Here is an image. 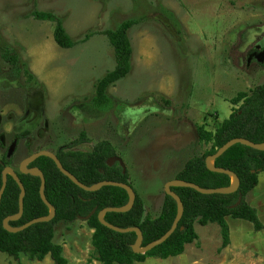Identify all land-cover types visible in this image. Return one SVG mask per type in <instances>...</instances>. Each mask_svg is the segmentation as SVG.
Masks as SVG:
<instances>
[{"label":"rangeland","instance_id":"1","mask_svg":"<svg viewBox=\"0 0 264 264\" xmlns=\"http://www.w3.org/2000/svg\"><path fill=\"white\" fill-rule=\"evenodd\" d=\"M34 10L61 18L79 44L59 47L54 23L34 19ZM127 20L137 21L129 31L132 69L109 87L110 104L98 109L96 84L116 66L100 33ZM4 46L18 53L35 80L13 73L0 56V161L13 149L11 167L19 170L33 154H56L85 132L88 143L76 148L90 152L111 142L147 213L157 218L166 183L210 148L199 142L197 126L215 132L238 107L232 100L264 81V0H0V55ZM247 202L264 226V174ZM227 222V248L217 224L196 223L199 239L183 255L140 264H264V228ZM93 234L80 219L61 222L54 244L69 264H100ZM21 262L54 264L24 255ZM0 264L17 263L0 252Z\"/></svg>","mask_w":264,"mask_h":264},{"label":"trees","instance_id":"2","mask_svg":"<svg viewBox=\"0 0 264 264\" xmlns=\"http://www.w3.org/2000/svg\"><path fill=\"white\" fill-rule=\"evenodd\" d=\"M31 16L39 21L54 23V40L62 49L70 50L79 44L71 38L63 20L55 14L34 10ZM136 25V20H127L116 29L100 33L108 39L114 50L116 66L96 84L92 103L98 109L110 104L111 100L107 95L109 87L126 78L131 72L133 48L129 31ZM92 36L93 33L86 35L81 43H86ZM0 56L11 66L13 73L22 72L28 81L35 80L27 66L20 63V57L13 48L4 46ZM165 102L169 104L168 101ZM232 104L238 107L232 110L215 132L197 126L199 142L210 145V148L203 155L189 159L175 179L207 190L230 187L231 177L210 170L206 159L234 139L264 144V81L250 93H239L232 100ZM88 141L87 134L81 132L79 138L58 150L56 155L63 167L87 187H94L102 182H120L132 187L136 195L132 207L124 212L107 213L105 221L120 229H140L143 248L161 239L174 224L178 213L177 202L165 194L161 214L157 218L151 217L146 211L142 196L133 186L129 171L124 173L119 163L108 166V160L118 156L114 145L109 141H101L90 152L76 148ZM10 164L12 161L4 158L0 165V191L3 186V171ZM30 167L43 173L46 180L45 196L55 208L56 214L50 222L33 225L24 231L14 233L6 230L3 222L6 218L19 214L21 195L18 184L8 176L0 206V252L12 257L17 264H22L21 255L31 261L42 262L50 257L54 264H69L63 256V248L54 244L56 227L61 222L72 223L81 217H87L95 209L96 214L87 224L94 230L92 245L97 251L100 264H140L153 258L167 260L179 257L185 253L188 245L199 239L195 230L196 223L201 226L217 224L223 238L222 248H227L231 242L227 218L249 222L253 224L256 232L264 228L257 211L247 202V197L259 184V176L264 174V151L243 144L233 146L215 161V168L231 171L238 177V191L227 195H202L186 187L172 188L184 205L183 217L175 233L163 245L144 254L134 251L133 247L138 241L135 232L112 231L103 226L98 217L106 209H123L128 206L130 196L125 189L106 186L92 192L85 191L64 176L55 162L48 157L39 158ZM19 177L25 187L26 196L23 216L9 223L14 229L50 215V209L40 197L41 178L31 174Z\"/></svg>","mask_w":264,"mask_h":264},{"label":"water","instance_id":"3","mask_svg":"<svg viewBox=\"0 0 264 264\" xmlns=\"http://www.w3.org/2000/svg\"><path fill=\"white\" fill-rule=\"evenodd\" d=\"M237 144H243V145L252 147L254 149H257V150H260V151H264V144L259 145V144H254L252 142H249V141L243 140V139H234V140H231L230 142H228L222 148H220L215 155L209 156L206 159V164H207V166H208V168L210 170H212L214 172H217V173L226 174V175L231 177V180L233 178L236 180L235 184L231 183V186L227 187V188H217V189L207 190V189H204V188H202V187H200V186H198L196 184L187 183V182H184V181H181V180H177V179H174V180L169 181L168 183H166V185H165V194L170 196V197H172L177 202V205H178V213H177L176 219H175L174 224H173V226H172V228L170 229L169 232H167L161 239L151 243L150 245H148V246H146L144 248L141 247L142 246L143 235H142V232H141L140 229H137V228L120 229V228H117V227H115V226H113V225H111V224H109V223H107L105 221V215L107 213H109V212H124V211L129 210L132 207V205H133V203L135 201V197H136L133 188L130 187L129 185H127V184L120 183V182H102V183L98 184L97 186L87 187L83 183H81L74 175H72L70 172H68L63 167L61 161L58 159V157L55 154L47 152V151L38 152V153L33 154L32 156H30L28 159L24 160L22 162V164L20 165V172H18V173L23 174V175L31 174V175H34V176H39L41 178L40 197H41V200L44 202V204H46V206H48V208L50 209V215L47 216V217H42V218L35 219V220L29 222L28 224L24 225L21 228H15L14 229V228H11L9 226V223L11 221L17 220V219H19V218H21L23 216V213H24V198L26 196V190H25V187H24L23 183L21 182V180L19 178L18 173L12 167L7 166L4 169V171H3V186H2V189L0 191V206H1L2 197H3L4 192L6 190V187H7L8 176H11L15 180V182L18 184V186H19V188L21 190V195H20V200H19V214L17 216H15V217L6 218L4 220V222H3L4 228L6 230L10 231V232H14V233L15 232H20V231H24V230L30 228L33 225H36V224H39V223H44V222H50L55 217L56 210L48 202V200H47V198L45 196L46 180H45V177H44L43 173L37 168H30L28 166L31 163H33L36 160H38L39 158H41V157H48V158H51L55 162V164L58 167L59 171L64 176H66L76 186H78L79 188H81V189H83L85 191L92 192V191H96V190H98V189H100L102 187L112 186V187H118V188L125 189L129 193L130 202H129V204H128V206L126 208H123V209H114V208L106 209V210L102 211L101 213H99L98 217H99V220H100L101 224L103 226L107 227L108 229L112 230V231H115L117 233L135 232L138 235V241H137L136 245L133 247L134 251L136 253L144 254L146 252H149V251H151V250L163 245L175 233V231L177 230L178 225H179V223H180V221H181V219L183 217L184 205H183L180 197L175 192L172 191V188H174V187H186V188L193 189V190H195L196 192H198V193H200L202 195H213V194L227 195V194H232V193H235V192L238 191L239 186H240V182H239L238 177L231 171L215 168V161L218 158L222 157L227 151H229L233 146H235ZM116 163H119V165L123 169L124 173L127 172L126 165H125L124 161L120 157L115 156L113 158H110L108 160V162H107L108 166H110V167L115 165ZM211 163H213V165H211ZM34 173H36V174H34ZM94 214H96V209L89 216L81 217L80 220L87 222Z\"/></svg>","mask_w":264,"mask_h":264},{"label":"flooded vegetation","instance_id":"4","mask_svg":"<svg viewBox=\"0 0 264 264\" xmlns=\"http://www.w3.org/2000/svg\"><path fill=\"white\" fill-rule=\"evenodd\" d=\"M259 51H260V49H259ZM263 51H264V50H263ZM260 52H261V51H260ZM254 57H256V58H262V56H259V54H258V56L254 55ZM260 60H261V59H260ZM1 122H2V116H1V114H0V123H1ZM29 134H30V132H25V133H23V136H27V135H29ZM60 149H61V148H60ZM58 150H59V149H58ZM13 151H14L13 149H12V150H9V151H8V155H6L5 158L10 159V160L12 161L11 154L13 153ZM39 152H41V151H39ZM57 152H58V151H57ZM57 152H56V153H57ZM37 153H38V152H37ZM35 154H36V153H35ZM55 155H56V154H55ZM56 156H57V155H56ZM118 157H119V156H118ZM27 159H28V158H27ZM3 160H4V159H3ZM3 160L0 161V165L3 164ZM25 160H26V159H25ZM12 163H13V161H12ZM33 163H34V162H33ZM21 164H22V163H21ZM21 164H20V165H21ZM31 164H32V163H31ZM31 164H30V165H31ZM11 165H12V164H10L9 167H11ZM30 165H28V166L30 167ZM5 168H6V167H5ZM30 168H31V167H30ZM15 171H16L17 173L20 172V166H19V170H15ZM18 175H23V174L18 173ZM19 178H20V177H19Z\"/></svg>","mask_w":264,"mask_h":264},{"label":"bare ground","instance_id":"5","mask_svg":"<svg viewBox=\"0 0 264 264\" xmlns=\"http://www.w3.org/2000/svg\"><path fill=\"white\" fill-rule=\"evenodd\" d=\"M211 165H213V163H211ZM34 174H36V173H34ZM232 183H233V184L236 183V180H235L234 178L232 179Z\"/></svg>","mask_w":264,"mask_h":264},{"label":"crops","instance_id":"6","mask_svg":"<svg viewBox=\"0 0 264 264\" xmlns=\"http://www.w3.org/2000/svg\"><path fill=\"white\" fill-rule=\"evenodd\" d=\"M159 191V190H158Z\"/></svg>","mask_w":264,"mask_h":264}]
</instances>
